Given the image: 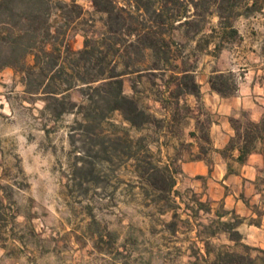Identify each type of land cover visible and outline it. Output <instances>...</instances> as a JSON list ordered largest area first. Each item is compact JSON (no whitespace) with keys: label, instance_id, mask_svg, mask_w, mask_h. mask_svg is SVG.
<instances>
[{"label":"rangeland","instance_id":"rangeland-1","mask_svg":"<svg viewBox=\"0 0 264 264\" xmlns=\"http://www.w3.org/2000/svg\"><path fill=\"white\" fill-rule=\"evenodd\" d=\"M61 1L67 3L63 9L56 0L49 4L58 43L79 50L85 34L100 36L104 15L89 0L75 1L83 9L78 18L72 0ZM245 2L252 0H242L227 18L207 17L195 37L192 28L190 37L183 35L184 29L175 30L172 38L183 48L172 45L173 56L183 50L186 65L196 66V76L205 60L202 50L215 42L217 53L230 48L238 68L237 74L230 72L238 82L246 69L264 62V9L235 15L244 11ZM223 29L228 35L219 40ZM232 29L236 32L230 33ZM131 59L142 67L155 64L149 54ZM31 63L29 54L25 64ZM5 68L0 75V264H190L193 251L203 246V224L219 208L178 175L180 160H209L212 147L201 139L210 124L204 106L192 95L173 96L175 83L166 82L171 65L165 73L123 77L124 93L134 95L149 116L139 128L131 127L118 110H107L102 91L85 87L67 92L76 105L57 116V110L70 104L54 107L42 94L27 91L20 69ZM84 111L99 118L88 119ZM246 118H239L242 125ZM192 138L198 151L188 143ZM202 146L208 150L203 152ZM148 155L175 172L171 190L151 187L142 176ZM197 200L211 211L201 209ZM210 241L227 242L223 235Z\"/></svg>","mask_w":264,"mask_h":264},{"label":"trees","instance_id":"trees-1","mask_svg":"<svg viewBox=\"0 0 264 264\" xmlns=\"http://www.w3.org/2000/svg\"><path fill=\"white\" fill-rule=\"evenodd\" d=\"M75 1L72 0L71 4L79 9L76 15L78 18L83 14V9ZM89 1L95 12L104 15V29L96 38L85 34L83 47L73 50L70 45H64L62 40L58 43V35L53 34L56 30L52 31L49 23L51 0H0V71L5 67L20 69L29 93L42 94L47 101L52 100L57 108L69 103V108L63 106L56 111L57 116L76 105L69 100L67 92L70 89L85 87L84 91H102L104 94L100 96L104 98L107 110H118L131 127L139 128L149 120V116L139 107L134 95L124 93L123 77L128 73H165L168 65H171L172 72L166 82L175 83L173 96L192 95L203 107L200 85L195 76L196 66L186 65L188 55L183 54V50L182 54L173 56L172 45L178 51L183 47L172 35L175 30L184 29L183 35L190 37L188 33L192 28L191 37H195L202 31L207 17L215 14L220 20L227 18L242 0ZM55 3L61 9L67 6L61 0ZM257 3L256 0L250 4L245 2L244 11L236 12L235 15L261 11L264 4ZM235 32L234 29L230 31ZM227 35L223 29L219 40ZM47 44L50 48L46 47ZM215 48L218 50L219 46ZM29 54L32 55V63L27 65L25 59ZM140 54H149L155 64L146 67L135 64L131 56ZM175 57H179L180 62L173 64L171 62ZM229 79L232 80L231 84L228 83ZM209 83L222 96L232 95L237 86L231 72L217 70L210 75ZM86 95L91 96L88 93ZM84 115L88 119L99 118L96 112L92 114L84 111ZM206 115L210 123L207 111ZM230 122L234 136L219 152L226 157L228 152L236 148V160L239 163H244L252 152L261 153L263 166L257 180L264 183V112L258 121L246 118L242 125L240 119L230 118ZM190 134L194 135L195 132L190 131ZM201 139L211 149L209 128L204 130ZM200 148L203 152L208 150L204 146ZM146 159L141 164V174L149 185L160 190L167 186V190H171L175 183V172L170 170V165L159 166L152 162L150 155ZM197 204L207 213L211 211L208 204L198 200ZM263 213L258 211V214ZM214 215L208 223L203 224V246L193 251L194 259L190 264H264V249L242 241L243 236L238 230L241 218L236 215L228 218V212L221 207ZM219 235H223L227 242L213 244L210 238ZM252 251L258 253L253 254Z\"/></svg>","mask_w":264,"mask_h":264},{"label":"crops","instance_id":"crops-1","mask_svg":"<svg viewBox=\"0 0 264 264\" xmlns=\"http://www.w3.org/2000/svg\"><path fill=\"white\" fill-rule=\"evenodd\" d=\"M197 43L196 40L195 44ZM215 46V42H211L202 50L205 60L196 70L200 101L210 116L209 135L212 151L208 154L207 161L199 158L180 160L178 175L188 180L190 186L198 190L202 198L226 210L227 217L236 215L241 218L238 230L243 236L242 241L264 249V213L258 214V211H264V186L258 184L257 180L259 170L263 166V157L259 152H252L244 163H239L236 160V148L228 152L226 157L219 152L234 136L230 118L239 119L245 114L248 119L258 121L262 117L264 62L246 69L237 82L235 92L222 96L211 88L210 75L214 70L232 71L237 74L238 68L233 65L228 54L230 48L224 47L217 53ZM251 52L254 53L253 50ZM192 139L188 140V143L198 151V142L195 141L196 138Z\"/></svg>","mask_w":264,"mask_h":264}]
</instances>
